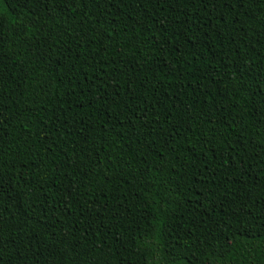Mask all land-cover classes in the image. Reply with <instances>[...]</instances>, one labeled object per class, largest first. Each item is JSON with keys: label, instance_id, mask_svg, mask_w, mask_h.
<instances>
[{"label": "trees", "instance_id": "1", "mask_svg": "<svg viewBox=\"0 0 264 264\" xmlns=\"http://www.w3.org/2000/svg\"><path fill=\"white\" fill-rule=\"evenodd\" d=\"M264 0H0V264H264Z\"/></svg>", "mask_w": 264, "mask_h": 264}, {"label": "snow or ice", "instance_id": "2", "mask_svg": "<svg viewBox=\"0 0 264 264\" xmlns=\"http://www.w3.org/2000/svg\"><path fill=\"white\" fill-rule=\"evenodd\" d=\"M44 2H47V0H44ZM260 228H261V229H264V220L261 221V223H260Z\"/></svg>", "mask_w": 264, "mask_h": 264}]
</instances>
